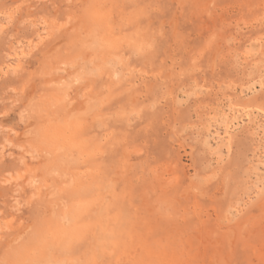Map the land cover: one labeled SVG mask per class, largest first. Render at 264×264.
<instances>
[{
    "label": "rangeland",
    "instance_id": "rangeland-1",
    "mask_svg": "<svg viewBox=\"0 0 264 264\" xmlns=\"http://www.w3.org/2000/svg\"><path fill=\"white\" fill-rule=\"evenodd\" d=\"M0 13V261L264 264V0Z\"/></svg>",
    "mask_w": 264,
    "mask_h": 264
},
{
    "label": "snow or ice",
    "instance_id": "snow-or-ice-1",
    "mask_svg": "<svg viewBox=\"0 0 264 264\" xmlns=\"http://www.w3.org/2000/svg\"><path fill=\"white\" fill-rule=\"evenodd\" d=\"M0 15H4V13H0ZM0 264H9V262L8 261H0ZM34 264H44V262L37 261V262H34Z\"/></svg>",
    "mask_w": 264,
    "mask_h": 264
}]
</instances>
